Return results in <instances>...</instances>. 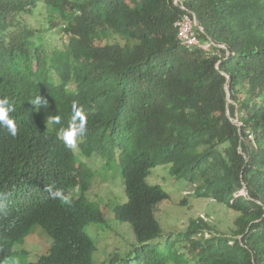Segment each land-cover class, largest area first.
I'll return each mask as SVG.
<instances>
[{
	"label": "trees",
	"instance_id": "obj_1",
	"mask_svg": "<svg viewBox=\"0 0 264 264\" xmlns=\"http://www.w3.org/2000/svg\"><path fill=\"white\" fill-rule=\"evenodd\" d=\"M188 8L212 54L181 45L174 0H0V98L17 126L16 136L0 126V264L36 225L50 248L35 262L21 250V264H264V0ZM37 11L43 25L31 21ZM59 29L64 50L52 42ZM73 101L87 118L78 153L58 138ZM161 165L190 195L235 211L234 226L193 218L164 237L157 209L170 195L148 182ZM103 170H121L128 201L113 211L137 244L96 260L87 227L108 223L90 194Z\"/></svg>",
	"mask_w": 264,
	"mask_h": 264
},
{
	"label": "rangeland",
	"instance_id": "obj_2",
	"mask_svg": "<svg viewBox=\"0 0 264 264\" xmlns=\"http://www.w3.org/2000/svg\"><path fill=\"white\" fill-rule=\"evenodd\" d=\"M45 20L46 18L44 16L40 17L38 15V11L31 18L34 25H43ZM52 38L54 48L65 49L68 37L65 36L62 30L59 29L57 36H53ZM75 151L78 153L79 150L76 148ZM101 163L100 160H96L98 170L100 169ZM169 169L170 165L158 166L152 170L151 176L148 179L151 185L161 186L170 195V199L162 202L157 209V218L160 221L164 237L168 233L183 231L193 218H203L209 221L216 230L223 232H226L234 226V221L238 217L235 211L229 209L227 206L214 202L212 198L190 195L194 193V188L187 182L175 179L170 174ZM117 172L119 174L115 178H112L113 173H106L103 170V175L108 180H104L97 175L90 189L92 199L100 202V206L105 213V218L108 221L104 225L92 224L87 227L88 235L95 241L99 248L96 254V260L108 258L109 251H114L118 247H123L120 252L125 254V249L132 250L137 244L133 227L128 223L117 221L114 215L113 209L118 204H123L128 201L123 187L124 181L121 170ZM101 227L115 230L116 241L112 238V235L108 236L110 233H105L103 229H100ZM209 234L206 232L205 237H211ZM50 245V237L40 226L36 225L33 228V232L22 241V244L15 247L14 256L11 259H7L4 264H21L20 259L17 258V254L23 249L29 252L27 261L35 262L39 256L48 252ZM188 246L189 244L185 240L180 241L176 245L183 253H189Z\"/></svg>",
	"mask_w": 264,
	"mask_h": 264
},
{
	"label": "clouds",
	"instance_id": "obj_3",
	"mask_svg": "<svg viewBox=\"0 0 264 264\" xmlns=\"http://www.w3.org/2000/svg\"><path fill=\"white\" fill-rule=\"evenodd\" d=\"M35 105H40L41 103H46V101L37 97L33 101ZM14 109L9 106V99L7 97L0 98V126L6 127L12 136L17 135V126L12 118H10L9 113ZM55 123H60V117H52ZM87 132V118L84 110L78 105V102L73 101L72 103V115L68 123L67 128H61L58 133V138L61 139L65 146L70 150H75L78 146V140L80 137L85 135ZM51 192V196L54 199L61 200L63 202H69L68 196L65 195L63 189H56Z\"/></svg>",
	"mask_w": 264,
	"mask_h": 264
},
{
	"label": "built area",
	"instance_id": "obj_4",
	"mask_svg": "<svg viewBox=\"0 0 264 264\" xmlns=\"http://www.w3.org/2000/svg\"><path fill=\"white\" fill-rule=\"evenodd\" d=\"M174 3L182 11L181 17L175 23L181 45L187 49H200L212 54L213 48L217 45L212 40L203 41L200 38V33H205V31L203 27H197L198 18L188 8L189 0H174Z\"/></svg>",
	"mask_w": 264,
	"mask_h": 264
},
{
	"label": "water",
	"instance_id": "obj_5",
	"mask_svg": "<svg viewBox=\"0 0 264 264\" xmlns=\"http://www.w3.org/2000/svg\"><path fill=\"white\" fill-rule=\"evenodd\" d=\"M197 27H199V28L201 27L199 21H197ZM235 123H236V124H239L238 121H236ZM242 194H244V192H242Z\"/></svg>",
	"mask_w": 264,
	"mask_h": 264
}]
</instances>
